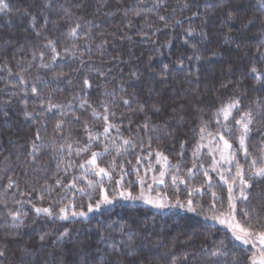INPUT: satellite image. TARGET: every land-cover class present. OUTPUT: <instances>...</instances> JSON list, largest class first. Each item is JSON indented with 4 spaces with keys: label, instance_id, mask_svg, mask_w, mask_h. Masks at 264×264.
I'll list each match as a JSON object with an SVG mask.
<instances>
[{
    "label": "trees",
    "instance_id": "1",
    "mask_svg": "<svg viewBox=\"0 0 264 264\" xmlns=\"http://www.w3.org/2000/svg\"><path fill=\"white\" fill-rule=\"evenodd\" d=\"M2 3L7 5L0 10V246L8 244L5 264H20L19 247L38 249L41 234L50 233L44 242L48 246L65 229L74 241L87 243L91 256H98L104 250L110 252L111 243L127 239L131 233L137 243L144 241L147 245L137 257H146L144 264H172L173 259L177 264H213L216 258L211 252L221 240H225L231 253L229 259L250 264L246 259L250 253L242 250L245 246L228 239L231 234L226 228L202 216L179 208L160 210L118 196L112 204L87 213V204L96 202L98 189H88L89 196H85L70 185L75 182L77 187L87 186L86 179H81L85 169L79 164L90 157V152L76 154L87 142L82 126L87 121L93 133L100 135L99 143L92 142L90 150L103 152L105 146L108 148L98 164L108 166L115 160L122 166L115 168L112 181L104 178L108 193L123 173H131L123 176V185L126 187L131 181L132 191L138 193V170L139 177L171 204L177 198L184 202L185 184H179V191H175L171 176L185 178L187 169L195 163L203 168L195 170V177L188 181L189 187L206 184L203 175L206 170L212 184L219 185L196 193L197 202L202 197L207 205L211 192L215 191L225 198L226 207L227 186L212 171L213 157L208 142L216 136L215 113L221 104L239 98L242 109H252L254 115L264 111V75L255 80L250 72L255 65L264 74V57L256 52L264 40L261 32L264 17L257 10L256 0L246 2L244 9L246 16L255 18L256 23L243 35L239 23L232 26L231 35L242 40L239 49L236 44L224 42L228 29L219 27L218 0H51L50 8L44 7L45 0H2ZM185 3L190 6L186 8ZM81 4L82 7H77ZM64 9L69 10L67 14ZM136 12L140 15H135ZM197 12L199 15L194 16ZM32 15L36 17L35 30L31 27ZM160 16L167 18V25ZM205 16L209 17L207 25L203 21ZM77 23L81 26L77 36H70ZM189 28L193 29L191 36L187 33ZM37 30L42 33L39 37L35 34ZM202 30L209 34L208 40L202 39ZM47 40L54 41L61 53L53 64L56 72L66 74L59 80L53 71L40 67L39 52L45 53L44 63H48L51 55L45 47ZM33 51L37 53L35 60ZM194 55L201 59H189ZM164 65H168V72L162 77ZM85 79L90 87L84 84ZM33 86L37 88L36 94L31 91ZM49 104L57 107L48 111ZM153 105L160 111H154ZM105 114L119 127V133L113 128L107 140L102 135ZM234 115L239 114L234 112ZM146 118L147 130L142 127ZM257 120L247 141L252 153L247 163L259 157V149L264 146V131L256 130H264V120L259 116ZM57 123H61L60 131L55 130ZM205 124L212 135L207 131L201 133ZM235 127L238 126L233 127L230 140L234 150L239 147ZM37 132L39 140H36ZM124 139H130L132 144L123 145ZM33 142L38 145L34 155L30 154ZM157 152L167 156L169 162L165 183L160 185L152 184L154 175L164 170V162L157 163ZM237 158L245 163L242 152ZM178 161L180 170L176 172L172 165ZM9 177L14 182L11 188ZM88 178L100 179L92 177L91 172ZM57 179L60 185L56 184ZM248 191L252 193L250 208L260 210L264 216V184ZM70 202L76 205V211L82 210L88 216L60 220L35 212V207L49 206L58 212L60 206ZM8 211L27 213L24 224L14 228ZM121 227L123 234L119 231ZM17 231L19 237L5 238L6 233ZM109 234L114 241L108 239ZM50 250L46 247L43 258L36 253L41 264ZM67 258L69 261L76 258L74 245L68 246Z\"/></svg>",
    "mask_w": 264,
    "mask_h": 264
},
{
    "label": "snow or ice",
    "instance_id": "2",
    "mask_svg": "<svg viewBox=\"0 0 264 264\" xmlns=\"http://www.w3.org/2000/svg\"><path fill=\"white\" fill-rule=\"evenodd\" d=\"M119 2V0H118ZM142 2V0H141ZM246 2H250V0H218L216 7L220 12V19L218 21L219 27L221 29L227 28L228 32L224 34V42L226 44H236L239 49L242 44V40L238 39V36L231 35L232 26L236 23H239L241 26L240 35L246 33L251 25L256 23L255 18L247 17L245 14V4ZM257 10L260 12L261 16L264 17V0H256ZM52 6L51 0H45L44 7L50 8ZM83 5H77V7H82ZM190 5L185 3V7H189ZM7 5L2 3L0 0V10H4ZM68 9H64V12L67 14ZM127 11H125V16H127ZM25 15H30L25 12ZM135 15L139 16L140 13L136 12ZM199 15V13H194V16ZM159 19L167 25L168 20L164 16H160ZM209 17L205 16L203 18L204 25L208 24ZM31 27L36 29V17L34 15L31 16ZM45 23H47V17H45ZM176 23H180V21H176ZM216 22H214L215 24ZM81 26L79 23L73 27L69 33L70 36H77V29ZM261 32H264V20L261 21ZM187 33L189 36L192 35L193 29H187ZM36 36H41L40 31L35 32ZM203 40L209 39V34L205 31H201L200 33ZM46 38V37H45ZM185 43H188L185 40ZM45 47L48 48L51 52V55L48 57V63H44L45 53L44 51L39 52V59L41 61L40 67L49 69L53 71L54 76L57 80L65 76L64 72H56L53 68V64L60 58L61 53L58 51L57 45L52 40H47ZM193 47H195L193 45ZM264 40L261 41V46L257 47L256 52L264 57ZM68 50L65 49V52ZM37 53L33 51V59H36ZM196 59L199 61L201 57L199 55H194V57H189V59ZM168 65H164L163 71L161 72V76L164 77L167 75ZM250 72L253 75L255 80H260L261 76L264 75L259 72L257 67L253 65L250 69ZM135 75V73H134ZM192 75V73H189ZM21 83L24 82L23 77L20 80ZM84 84L86 86H91L87 79L84 80ZM222 87H226V84H222ZM33 94L37 93V88L35 86L31 89ZM87 103V101H85ZM124 104L129 105L128 100L123 101ZM53 107H57L56 105L49 104L48 111H51ZM83 107V105H82ZM91 107V105H89ZM144 106H140V110L143 111ZM153 110L159 112L160 109L156 106H152ZM105 113H108L109 110L107 106H104ZM238 113L239 115H234ZM7 116V112L3 113ZM111 115H115V113H111ZM25 116H29V113H25ZM93 116H96L95 111H93ZM222 116V120L220 117ZM257 116L260 117L261 120H264V111L257 112L254 115V111L252 109H242L240 107L239 98H233L230 101L221 104L220 108L215 113V123H216V139L215 145L216 150L219 152L220 160L216 161L215 156H213V165L212 171H217L220 177V180L223 181V184L227 186V206L225 207V198L222 195H219L217 192H211V200L205 205L203 199L201 197L200 201L196 200V193H203L205 188L209 191L213 187H218L219 185L212 184V178L209 176L208 171H204L203 175L207 179L206 184H202L201 187L191 186L189 187L188 181L195 177V170L199 168H203V165L197 166V164H193V168L187 169V176L183 179L173 174L171 176L172 185L175 191H179L178 185L185 184L186 197L184 198V202L180 198L175 199V202L172 204L167 203V197L162 196L159 193L155 197L151 195L154 191L151 184H148L143 178L139 177V173L137 170V179L139 183V192L134 193L132 191L133 183L131 181L128 182L125 187L122 183L124 175H130L131 173H123L121 175L120 180L115 181L116 187H114L111 193L104 187V178L107 177L109 181L113 180V171L116 167H122L117 164L115 160L111 162L108 166H100L98 164V160L108 152L107 146H105L103 152H96L90 150V145L92 142L99 143L100 135H96L93 133L87 121H84L82 126L87 135V142L83 147H81L77 151V155H81V153L90 152V157L84 159V163L79 164L80 168L85 169V174L81 179H86L87 186L86 187H77L76 183L73 182L70 187L76 188L78 192L83 193L85 196H89L88 189L96 188L98 189V197L96 202L87 204V213H91L93 211H99L102 205H110L117 198L123 199L125 201H143V203L147 205H151L156 209H166V208H179L184 209L189 213H194L197 216H202L205 220H212L218 222L220 225H223L229 232L230 236L227 238L233 241L240 242L245 247L242 249L245 252H249L250 255L246 258L250 261V264H264V216H261L260 210L250 208L251 200L249 197L252 195L248 190L253 186H262L264 184V146L260 147L261 155L259 157H254L251 159L250 163H247L249 157L252 156V153L249 151L247 146V141L250 138V134L253 131V125L258 123ZM99 118V117H97ZM103 133L102 135L105 137V140L110 136V132L113 128H115L116 132L119 133V127L111 123L109 121V115H103ZM77 120L80 117H76ZM235 127V131L238 133L236 140L238 141V149H233V144L230 143L232 138L233 127ZM142 127L147 130L148 129V121L147 118L142 125ZM56 131L61 130V123L56 124ZM257 131H264L261 129H256ZM201 133L208 132L209 135L212 133L208 130L207 125H202L200 129ZM227 137V138H226ZM41 139L39 132L36 134V140ZM262 140H264V136H262ZM132 141L130 139H124L123 145H131ZM149 148H151V143H149ZM70 147V146H69ZM117 148L120 145H116ZM183 149V145H181ZM32 152L30 154L34 155L38 150V145L33 142L31 144ZM199 151V146L194 150L193 156L195 157L197 152ZM239 152H242L244 155L245 163H241L237 158ZM119 153L117 152V155ZM179 155L183 156V151L179 153ZM157 163L160 161L164 162L165 168L168 166V157L165 156L162 152L156 153ZM221 163L222 165H227L226 171L233 172V175L226 176L224 172H219L216 168V164ZM139 164V161H137ZM59 163L57 167H59ZM172 168L179 172L180 170V162L178 161L176 165H172ZM91 172L92 177H99V180L94 178H88V173ZM166 171H159V179L156 177L152 178L153 183L164 184V177L166 175ZM9 179L8 187L11 188L14 182ZM61 181L57 179L56 184L60 185ZM119 189V191H117ZM147 190V192H146ZM238 192V195L236 194ZM43 199V196L41 197ZM91 199V197H89ZM239 201V205L237 203ZM5 207H7L5 205ZM82 207V205H81ZM76 205L74 203L65 204L59 207V211L56 212L55 208L52 206L49 207H35V212L37 215L44 214L48 217H55L60 220H68L69 219V211L71 210L72 217H85L87 213L84 211H76ZM211 213V215H209ZM253 213H255V218L253 217ZM7 216L10 217L12 221V226L14 228H19L24 224L23 217L27 216V213L21 211H8ZM110 227V226H109ZM115 231V230H114ZM120 233L123 234L124 228L121 227L119 229ZM50 233H43L39 236L40 246L36 250L29 249L27 246L19 247V251L22 253V259L20 264H41V259H38L36 253L39 252L41 254V258H43V253L45 252L46 247H50V251L47 252V259H43V264H128L129 260L131 264H144V259H137V257L141 256V250L147 247L144 241L137 243L136 239H133L131 233H129L127 239L121 238L118 242H113L110 244L111 251L104 250L102 254L98 256H91L88 251V245L86 242L74 241L72 236L65 229L62 233L56 235V238L53 239L50 245L46 246L45 241L46 238L49 237ZM20 236V233H6L5 238H17ZM103 239V237H102ZM109 240H113L114 238L109 234ZM147 239V237L145 238ZM74 245L75 248V256L76 258L72 261H69L67 258L68 246ZM255 250V251H253ZM98 253L99 249L96 250ZM8 244L5 243L3 246H0V264H5V261L8 259ZM211 256L216 258L213 260V264H238L237 258L229 259L231 253L228 251L227 244L225 240H221L219 245L216 246L211 252ZM109 257H116V259L112 260ZM28 258V259H25ZM222 258V259H221ZM186 260L187 257H184ZM172 264H177L176 260H172Z\"/></svg>",
    "mask_w": 264,
    "mask_h": 264
},
{
    "label": "rangeland",
    "instance_id": "3",
    "mask_svg": "<svg viewBox=\"0 0 264 264\" xmlns=\"http://www.w3.org/2000/svg\"><path fill=\"white\" fill-rule=\"evenodd\" d=\"M215 139H216V136H212L210 139H209V142H208V146H209V149H210V152H211V154H212V157L213 156H215V159H216V161H219L220 160V155H219V152L216 150V145H215ZM163 163V162H162ZM162 166H163V168H164V171H166V173L168 172V166H167V168H165V166H164V164H162ZM216 168L218 169V171L219 172H224L225 173V175L226 176H228V175H233L234 174V171L233 172H228V171H226V169H227V165H222L221 163H217L216 165ZM216 173H218L217 171H215ZM166 176H167V174L165 175V177H164V181H165V178H166ZM219 176V175H218ZM154 177H156L157 179H159V174H157V175H154ZM152 184H153V182H152ZM156 184H158V183H156ZM158 185H160V184H158ZM146 192H147V190H146ZM237 195H238V192L236 193ZM151 195L153 196V197H155L156 195H157V193L156 192H152L151 193ZM161 195V194H160ZM162 196H164V195H162ZM142 203H143V201H141ZM167 203H169V204H171L170 203V201L167 199ZM145 204V203H144ZM149 206H151V205H149ZM227 206V205H226ZM152 207V206H151ZM169 209H174V208H166V209H160V210H169ZM92 213V212H91ZM71 216V210L69 211V217ZM87 216H88V214H87ZM86 216V217H87ZM210 221H212V220H210ZM213 223H215V224H217V225H219V226H221V227H223V228H225L223 225H220L218 222H215V221H212Z\"/></svg>",
    "mask_w": 264,
    "mask_h": 264
}]
</instances>
